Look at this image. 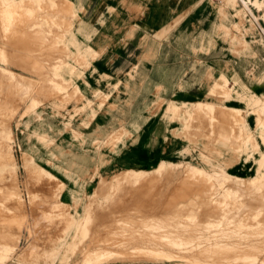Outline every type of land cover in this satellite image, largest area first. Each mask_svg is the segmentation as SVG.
Here are the masks:
<instances>
[{
  "label": "rangeland",
  "instance_id": "obj_1",
  "mask_svg": "<svg viewBox=\"0 0 264 264\" xmlns=\"http://www.w3.org/2000/svg\"><path fill=\"white\" fill-rule=\"evenodd\" d=\"M124 1L128 6L142 7L139 0ZM172 1L178 2L179 0ZM183 1L188 2L187 0ZM208 1L212 4L213 10L207 11L204 19L200 18L201 20L195 24L175 27L168 35L163 36L165 46L168 47L164 52L157 51V49L162 50L164 45L155 42L152 44L150 40L143 41L141 47L148 50L147 55L131 58V61L124 68L119 69L121 77L115 81V84L111 83V78H108V75L102 74L100 78L95 73L96 69L94 68H97V64L107 61V58L101 57V49L107 43H94L92 41L100 37V31L97 28L102 27L103 30L114 31L120 21L119 12L115 9L108 8L107 13L96 10L91 15L86 9L87 0L85 1V6L80 11L82 21L88 19L89 22H97L98 24L95 26L96 28L93 26L96 32L92 34L87 44L91 47L93 44H97L99 50L93 48L99 59L93 61L91 66L83 65L81 77H79V73H76L73 65H70L72 71L68 72L65 78L58 77L53 72L57 68L58 62L66 59L68 49L77 53V46L64 41L71 25L78 24L76 17L68 14L70 18H66L60 10L59 17H57L56 12L40 9L38 12L35 11L39 16L35 18L33 16L21 17V19L15 20L13 25H10L9 32L14 34L22 29L30 30L29 24L35 20L41 21L47 17L51 21V24L44 22L45 30H48L49 47H46L48 46L45 41L47 39L42 40L38 36L34 38V33L28 36L30 41L28 46L33 49L32 53L7 41L5 42L6 37H3L4 42L0 41L5 44L3 47L6 48L5 53L8 56V64L4 66L32 78H27V80L32 81L21 85L18 89H9L8 85L11 82L9 79L4 81L7 88L1 87L0 82V143L5 146L6 157L11 155L15 160V163L11 164L8 169L0 170L1 264L6 261L5 264H19L16 260L19 259L18 255L24 256L30 247L41 252L43 249L53 246V243L46 240V237L49 236L47 229L51 228L50 230L53 231L51 235L56 236L59 234L58 231L53 230L56 222L63 224L71 217L70 215H42L43 211L48 210L49 206L57 201L64 187L60 186L57 180H49L52 176L40 168H47L57 175L59 169L55 165L62 163L68 170L80 174L77 178L78 183L84 184L86 187L84 191L80 189L81 187H76V190H79L82 203H88L90 194L96 191L100 192L101 179L108 183L113 177L112 174L121 170L114 168L113 157L119 156L115 153L117 147L126 145V142L132 137L133 130L129 127L130 120L135 117L137 112L141 118H152L164 125L166 136L169 137L167 144L179 141L180 145L174 147L176 151L164 157L163 160L180 163V168L175 170L176 175L169 184L165 182L164 173L158 175L154 173L149 177L154 178L155 184L149 186L147 190L141 191L139 190L140 185L131 184L130 177L122 181L123 186L114 187L116 192L111 193L112 195L108 200L106 218L95 217V224L92 228L96 235L102 239H106L104 233L107 232L113 237L118 236L121 231V224L123 226L121 219H112V225L120 227L116 230L113 229V232L110 231L111 229H105L104 226L107 219L109 221L112 218V215L135 213L126 207L143 206L145 208L142 212L143 216L148 217L153 212L152 207L159 206L157 210H161L160 213L176 210L183 212L186 217H156V225L166 226H158L155 230L143 226L147 220L131 219L132 216L121 217L133 223L132 228L136 227V229L163 233L161 228H168L166 231L176 230L182 234L193 233L196 235H192L196 239L187 240V245L169 246L167 251L186 252L189 257L193 258L194 254L201 250L206 253V256L210 255L209 260L206 258L196 263L188 257L181 259V264L192 262H194L193 264H264V214H261L262 216L258 218V221L252 219L253 213L264 210V179L262 178L258 182L260 185L257 186L262 193H254V189L244 190L239 193L244 197V202L236 204L233 209H230L229 206L224 211L214 209V205H211V199H209L211 196L203 192V187L194 184L185 177L187 167L192 164L209 172L218 170L245 179L256 178L261 163L260 159L264 157L259 149L263 150V146H258L260 137L264 145L263 129L256 128L257 117L260 115L264 119V106H260L261 100H254L251 97L252 93L248 89L245 90L244 85L242 86L235 77L232 78L236 74L252 92L258 95L264 93V79L262 83L260 82L261 74L264 71V49L257 47L256 43H252V48L257 56L253 59L240 56V46L237 43L230 47L231 37H244L250 42L254 41L253 36L234 29L232 22L235 20V16L233 10L227 7L225 0ZM230 1V5L235 6L238 0ZM41 3L45 4V2ZM253 3L252 5L257 9H264V4L259 0H255ZM216 8L229 14L230 21L225 22L227 33H224L220 27L222 20L217 16ZM131 13L135 16H141L143 12L135 8ZM135 20L136 17H134L133 23L138 22ZM260 24L264 27L262 20ZM131 28L129 35L132 37L137 28ZM260 28L262 27L257 24L255 35H262L264 39L263 29ZM204 31L209 33L202 35L201 38L200 33ZM147 32L152 33L149 30ZM56 34L59 37L57 43L52 42V38ZM19 37L16 44L24 47L27 39L19 41ZM77 37L79 41H85V36L82 34H78ZM127 37H129L128 34ZM149 42L152 44L151 49L148 48ZM9 49L16 50L15 57L18 59L14 62L22 60L24 65L10 64ZM47 52L52 55L44 56ZM27 53L28 56L23 55ZM103 54H106V51ZM42 55L44 56L43 60ZM72 56L74 58L75 55L72 54ZM28 59L40 61L39 68L26 63ZM143 64H149L148 71L142 69ZM27 70L32 72L29 73ZM36 71L39 73H35ZM221 71L229 79L225 77L217 82ZM89 76L97 81L98 79H107L108 88L104 90L102 86L93 85ZM104 76L107 77L103 78ZM47 77L48 79H45ZM41 78L46 83L39 86L36 81L40 82ZM87 78L90 83L87 82ZM49 80L62 84L65 90L57 91L51 86L49 88ZM214 83L216 86L213 87V91H210L208 96L207 91ZM36 85L44 89L36 91V89L34 90ZM49 95L51 96L49 97ZM33 99L38 101V105L35 107L31 106ZM261 99H264V95ZM203 100L207 103V107L205 106L202 111V116L205 118H202V121H196V123L195 121L190 122L192 126L186 127L187 130H175L181 126L180 122L169 123V121H175L176 112L182 116H189L191 109L173 110L170 105L167 109L168 114L164 116L169 101L179 103L180 101L196 102ZM211 103L214 104L211 105ZM134 112L136 113L134 114ZM97 114L98 116L106 115L107 118L110 116L105 126L97 124ZM87 122L88 127H86ZM261 122L264 126V121ZM247 123L252 130L248 131ZM40 124V129L35 130L34 127ZM41 134L46 139L38 138ZM174 144L176 143L174 142ZM244 145H252L254 152H241L240 150ZM179 149L178 154L177 150ZM31 157L36 164L30 160ZM206 158L213 160L207 162ZM173 169L174 167H172ZM60 180L73 187L69 180L62 177ZM248 190L252 192L249 193ZM64 196L65 194L62 195L61 200L68 203L69 200ZM212 197L216 198L217 196ZM250 197H254L255 201ZM187 201L202 203L204 209H186ZM228 202L230 205L229 198ZM167 203L170 205L168 206ZM178 206L183 207L179 209ZM94 208L92 206L90 211L92 212ZM75 210L82 211L81 205L77 206L76 209L71 207L67 209L70 213H74ZM242 217L249 220L245 221L246 226L238 224V219ZM260 220L263 222H259ZM47 225L52 226L47 227ZM172 225L187 226L196 229V231L182 232L185 230L184 228L167 227ZM130 228L127 227L126 229L131 231ZM26 230H32L33 233L27 237ZM163 241L168 243L169 238ZM146 245L142 243L136 245L134 242L123 245V247ZM255 254L257 256H254ZM249 255H252V258ZM34 258V255L30 256L31 260ZM78 259L79 255L74 257L70 264H74V261L78 262ZM148 259L150 256L143 253L125 259L127 262L123 264H154ZM44 261L57 262L59 258L46 257ZM60 264H65V262L63 263L61 260ZM114 264L122 263L116 262Z\"/></svg>",
  "mask_w": 264,
  "mask_h": 264
},
{
  "label": "crops",
  "instance_id": "obj_2",
  "mask_svg": "<svg viewBox=\"0 0 264 264\" xmlns=\"http://www.w3.org/2000/svg\"><path fill=\"white\" fill-rule=\"evenodd\" d=\"M10 1H18V0H8ZM45 2L46 10L48 9V6L51 4H56L57 6H61L65 8L67 4L72 6L74 12L76 13V19L78 20L77 25H71L69 28V31L65 37V42H70L71 44L77 46V53L73 50L70 51V49L66 52V59L71 65L75 67L76 73H79L81 77L82 75V69L83 65H92L93 61H96L99 59L98 54L95 53V49L99 50L97 44H93V47H91L88 43V41L91 39L92 34L96 32V27L98 24L97 22H89L90 20L87 19V21L84 19L82 21L80 11L83 10L85 6L86 0H42ZM142 3V7L138 6H128L126 5V2L124 0H87L86 9L89 11V13L92 15L94 11L100 10L102 13H107L108 8H113L116 11L119 12L120 21L117 23L116 28L113 32H109L108 30H103L101 28H97L100 31V34L97 39H93L92 41L94 43H107L104 45L103 49H101V57L107 58V61L105 63L97 64L96 72L99 77L100 75H108V78H111V83L115 84V81H118L120 79L119 75V69L124 68L127 63H129L131 58L133 57H143L147 55L148 50L143 49L141 47V44L145 40H150L152 44L159 43L161 45H164L162 50H158L159 52H164L167 46H165V40L163 39V36L165 37L168 35V33L174 29L175 27H182L187 26L191 24L198 23L199 20L204 19L206 12L209 10H213V6L211 3H209L208 0H187L188 2H184L183 0H179L178 2L172 1V0H139ZM227 7L233 10V14L235 16V20L232 22L234 29H237L240 32L249 33L253 36L254 41H247L244 37L236 38L231 37V40L229 41L230 47L233 46L235 43H237L240 46V52L239 55L243 56L244 58H255L257 56L255 50L252 48V43H256L257 47H260L264 49V39L263 36H256V30H257V24H259L263 29L264 27L260 24V21L262 20L264 22V9L260 10L251 5L250 11L246 9L244 3L242 0L236 1L235 6L230 5V0H225ZM255 1V0H253ZM262 4H264V0H259ZM139 9L143 13L142 15H137L131 13L133 9ZM57 10V7L56 9ZM55 10H50L57 13V17H59V13ZM49 11V12H50ZM130 11V12H129ZM216 14L218 17L221 18L222 22L220 23V27L222 28L224 33H227V26L225 24L226 21H230V17L228 12L217 9L216 8ZM72 15V14H71ZM252 15V16H251ZM38 16V14H37ZM66 18H70L69 15L64 14ZM73 16V15H72ZM136 17V20L138 22L133 23V19ZM258 17V18H257ZM201 18V19H200ZM75 19V20H76ZM135 20V21H136ZM44 22L50 23L51 21L49 18L43 19ZM256 21V22H255ZM1 22V19H0ZM129 25H132L131 27L137 28L134 35L131 37L129 34L130 29H132ZM95 28H94V27ZM215 26V25H214ZM213 26V27H214ZM92 27V28H91ZM152 31L151 34H149L147 31ZM48 32V30H46ZM25 32V31H24ZM119 32V33H118ZM26 33V32H25ZM209 32H202L200 33V37L202 38V35H208ZM17 33L12 34L11 36L15 39L14 42L18 40L16 37ZM82 34L85 36V41H79L77 35ZM127 34L129 37H127ZM227 35V34H226ZM244 35V34H243ZM3 37H6V40L10 36H7L5 32L3 33V26L0 24V41L3 40ZM58 34L56 36L54 35L52 38V42L58 41ZM24 38H19V41H22ZM30 42L29 40H26V45ZM149 42L148 48L151 49V43ZM24 44V45H25ZM46 44L49 47L50 44L48 43V39L46 40ZM110 44V45H108ZM53 45V43H51ZM107 45V46H106ZM27 46H25L26 48ZM26 50V49H25ZM106 51V54H103V52ZM9 57L11 59L10 64L13 65H24L22 63V60H19L18 62H14L17 57L16 50L9 49L8 51ZM76 53V54H75ZM74 54V58L72 56ZM51 53L47 52L44 56H50ZM42 55V60L44 58ZM58 59V58H56ZM264 59V58H263ZM13 61V62H12ZM54 63V62H52ZM86 66V67H89ZM149 64H143V68L145 71H148ZM104 69V70H103ZM151 69V68H150ZM143 70V71H144ZM12 71V70H11ZM126 71V70H125ZM14 73H17L13 71ZM27 72L31 73V71L27 70ZM19 74V73H17ZM147 74V73H146ZM22 75V74H20ZM222 75L226 74L221 71L219 79L217 82H219ZM78 77V78H79ZM90 77V76H89ZM88 77V78H89ZM107 76H104L103 78H106ZM149 78V76H146ZM227 77V76H226ZM240 82V84L245 85L238 75H234L232 78H234ZM87 78V82H88ZM90 81L93 85L102 86L103 89L108 88L107 79H98L95 80L94 78L90 77ZM228 78V77H227ZM45 79H48L45 78ZM229 79V78H228ZM264 79V71L261 74L260 82L262 83V80ZM36 81V79H34ZM113 81V82H112ZM216 82V83H217ZM232 82V81H231ZM37 85L41 86L42 84L46 83L44 82V79L41 78V81H36ZM90 83V82H88ZM87 83V85H88ZM214 83L207 91V95L209 96V92L211 89L216 85ZM232 84H234L232 82ZM90 85V84H89ZM246 86V85H245ZM248 91L250 93L252 92L248 86ZM48 89V87H46ZM239 90H241L239 88ZM245 90H247L245 88ZM98 89L96 90V92ZM95 92V94H96ZM256 94V93H254ZM114 93L112 94V96ZM259 99L261 100L260 106L264 104V101L261 99L263 98L264 93L256 94ZM111 96V97H112ZM85 97V95H84ZM36 99H33V101ZM37 101V100H36ZM207 101V100H206ZM263 102V103H262ZM205 103L203 101H196V102H185L180 101H169L164 112V116H166L167 109L171 104H174L180 108H189L192 109L197 104ZM209 103V102H208ZM214 104V103H211ZM100 113V112H99ZM136 112H134L135 114ZM133 116V115H132ZM181 117V118H180ZM179 121L181 126L175 130H187L186 129V122H187V116H180ZM110 119V116L107 118L106 115H99L97 114V124L100 126H105V123ZM128 120V119H127ZM261 121H264V119L259 115L257 117V126ZM176 121H169V123H174ZM167 124V123H166ZM49 125V124H48ZM89 124L87 122L88 127ZM41 127L40 125H37L34 127L35 130H39ZM133 130L132 137L126 142V145H120L117 147V150L115 151L116 154L119 156H114V168L121 169L120 171L112 174V179L106 183L105 180L101 179L100 183V192L96 191L90 194L88 203H82V200L80 198L79 190H76V187H81L80 189L84 191L85 185L78 183V177L80 174H77L75 172H72L68 170L64 164L61 163V165H55L56 168H58L57 175H55L52 171L48 170L47 168L41 167L40 169L43 171H46L49 173L52 178H49V180H57L60 184V186L64 187L61 194L59 195L56 202L52 203L49 206V209L46 211H43L44 215H58V216H64V215H70V219L66 221V223H58L54 225L53 230L58 231L59 234L56 236H52L51 233L53 232L50 229H47V233L49 236L46 237V240L53 243V246L50 248L43 249L41 252L35 249L34 247L28 248V250L25 252V255L19 254V259H16L19 264H60V261L65 264H70L74 257L79 255L78 262L74 261V264H86L87 261H96V256H93L94 254L98 253L100 256L101 253H106L111 256L109 259L98 263V264H114L116 262H121L122 264L124 262H127L125 259H129L132 256H139V253L141 251H149L151 253H145L148 256H150V259L148 261L154 262V264H181V259H186L189 256L186 252H168L167 249L169 246H182L187 245V240H193L194 238L193 233L188 234H182L179 231L176 230H168V228H161L163 230V233L154 232V231H147V230H141L132 228L134 226L133 223H129L127 226H122L121 228L117 226H113L111 221L113 218H117V220L123 221L124 217H131V219L144 221L147 220V222L143 223V226L145 228H152L157 229L158 226H166V225H160L155 224V218L156 217H166L168 218H177V217H186V215H183L184 213L181 211H166L165 213H160L161 210H155L153 209L152 214L150 216L145 217L143 216V210L145 208L142 207H126L129 208L131 211L135 213L127 214L125 215H119L115 214L112 215V218L107 219V222L105 223V229H111L110 231L113 232V229L116 230L118 228L121 229L120 234L116 237H113L112 235H109L108 232L104 233L106 239L100 238L99 235H96V233L93 231V224H95V217L99 218H106V209H107V203L110 199L111 193L114 194L116 192V186L118 185H124L122 181L125 179H128L130 177L131 184H138L141 186L139 190H147L149 186H154V178L149 177L151 174H154L155 171L161 166V163L165 160H163L164 157L174 153L176 150H174L175 146L180 145L179 141L176 142V144H167L169 137L166 136V129L162 123H160L158 120H153L152 118H141L139 117V113L137 112L135 114V117L131 118L130 120V126ZM246 127L249 130H252L251 126L247 123ZM255 128V130H256ZM137 132V133H135ZM38 134V133H35ZM42 134L38 136L41 140L46 139L44 138ZM29 138V136H28ZM49 141V140H48ZM131 141H133L131 143ZM259 146H263L262 139L260 137L259 140ZM260 149V153L264 154V149ZM179 150H177V153L179 154ZM244 152H254L252 145H244ZM30 160L34 162L33 157L30 158ZM168 163H173L166 161ZM173 164H179V163H173ZM155 166V167H154ZM256 166V165H255ZM134 170V171H133ZM123 171V172H122ZM151 171V172H150ZM256 171V167H255ZM134 173V174H133ZM60 177L63 179L69 180L70 183H72L73 187H70L68 184H65L62 180H60ZM136 178V179H134ZM48 179V178H47ZM118 179V180H117ZM247 179V178H246ZM40 180V179H39ZM135 180V181H134ZM114 184V185H113ZM81 185V186H80ZM138 190V191H139ZM65 194V198L69 200L68 203H65L61 200L62 195ZM53 198V197H51ZM136 199V198H134ZM134 202H136L134 200ZM81 205L82 211H74V213H70L67 211L68 208L76 209L77 206ZM94 206V210L91 212V208ZM140 208V209H139ZM95 212V214H94ZM149 215V214H148ZM122 216V217H121ZM134 216V217H133ZM91 220V221H90ZM134 220V222H135ZM161 223V221H160ZM163 223V222H162ZM52 225H47V227ZM155 226V228H154ZM46 227V228H47ZM127 227H131V231L129 229H126ZM167 227H181L185 230L182 232L192 231L196 229H193L191 227L187 226H181V225H172ZM129 233H126L128 232ZM27 237L30 233H33L32 230H26L25 231ZM124 233V234H122ZM181 233V234H180ZM115 234V232H114ZM168 235V236H164ZM189 237H188V236ZM169 238L168 243L163 241L164 239ZM163 239V240H162ZM136 242V245L138 243L147 244L146 246H131V247H123V245H128L131 243ZM20 243H21V237H20ZM197 243H195L196 245ZM201 244V243H200ZM90 245V246H89ZM167 245V246H166ZM152 250V251H151ZM154 251L162 252L165 257L162 258H155ZM129 252V253H128ZM206 253H203L201 250L196 252L194 254V257H189L192 260H194L196 263L201 262L203 259L210 258V255H205ZM34 255V259L31 260L30 256L32 257ZM193 255V254H191ZM215 255V254H214ZM56 257L59 258V261L54 262H45L44 259L46 257ZM173 257L174 259H168L167 257ZM213 256V255H212ZM211 256V258H213ZM42 260V261H41ZM7 262V261H6ZM5 262V263H6ZM4 263V264H5ZM194 262L190 263L193 264Z\"/></svg>",
  "mask_w": 264,
  "mask_h": 264
},
{
  "label": "bare ground",
  "instance_id": "obj_3",
  "mask_svg": "<svg viewBox=\"0 0 264 264\" xmlns=\"http://www.w3.org/2000/svg\"><path fill=\"white\" fill-rule=\"evenodd\" d=\"M43 2L42 0H18V1H10L8 2V0H0V19H1V22L0 24L3 26V33L5 32V34L7 36H10L7 40L8 43H11L15 46H18L20 49L21 48H24L26 49V51L29 50L30 53L33 52V49L30 48L27 45H24L21 46L20 44H16L15 41V37L13 38L11 35H12V32H9L10 31V25H13L15 20L17 21L18 19H21V17H25V16H33L34 18L37 17V13H35V11H40V9L42 11H46V7H45V4L41 3ZM242 2L244 3L246 9H250L251 5L254 4L253 3V0H242ZM40 5V6H39ZM57 7V10L58 13H59V10L60 12H63L64 14L66 15H70L72 14L73 17H77L76 16V13L74 12L72 6H70L69 4H67V6L65 8L61 7V6H57L56 4H50L48 6V11L50 10H55ZM250 11V10H249ZM35 13V14H34ZM39 16V15H38ZM252 16V15H251ZM264 17V16H263ZM39 18V17H38ZM258 18V17H257ZM39 20V19H38ZM256 22V21H255ZM24 24H26L24 22ZM30 25V30L26 29H22L18 32H16V37L18 38V36L20 37H25L24 39H27L28 40V36L31 35V34H35L34 38L36 36H38L40 39L44 40V39H49V36H48V32L45 30V27H44V21L43 19L41 21H37L35 20L33 23L29 24ZM28 25V27H29ZM26 32H24V31ZM40 34V35H37V34ZM22 35V36H21ZM19 37V38H20ZM46 41V40H45ZM2 42H4V40H2ZM6 42V41H5ZM3 45H5L4 43H1L0 42V63H2L0 65V82H1V87H6L5 85V80L6 79H9L10 84L8 85L9 89H18L21 85L23 84H26V83H29L31 82L32 80H27L28 79H32V78H29V77H26L25 75H18L16 73H14L13 71H11L10 69L7 68V66H4V65H7L8 64V56L6 55L5 53V50L6 48L3 47ZM25 46H27L25 48ZM7 51V50H6ZM23 55H26L28 56V53L27 54H23ZM28 63L29 65L31 66H36L39 68L40 66V61H30V59H28V61L26 62ZM71 64L67 61V60H61V62H58L57 64V68H55L53 70V72L55 73V75H57L58 77H63L65 78L66 77V74L68 72H71L72 71V66H70ZM39 70V69H38ZM32 72V71H31ZM35 73H39V71H36ZM54 77V76H53ZM226 76L225 75H222L220 80H223V78H225ZM15 79H16V83H15ZM227 79V78H226ZM225 79V80H226ZM8 82V81H7ZM55 81H51L49 80V88L50 86L54 89V90H65V87L60 84V83H54ZM13 83V84H12ZM53 83V84H52ZM216 86V85H215ZM244 87L246 89H248L245 85ZM7 88V87H6ZM22 88V87H21ZM36 89V91L38 90H41V89H44V88H41V87H38L36 85V87L34 86V90ZM7 90V89H6ZM33 90V91H34ZM28 91V90H27ZM213 91V88L212 90ZM11 92V91H10ZM245 95V94H244ZM51 95H49L50 97ZM242 97H244L242 95ZM251 97L254 99V100H259V97L252 93ZM246 100V99H245ZM256 100V101H257ZM264 100V99H263ZM3 101V100H2ZM4 102V101H3ZM33 103H31V106L32 107H35L36 105H38V101H32ZM254 102V101H253ZM263 103V102H262ZM207 105V103H200V104H197L195 107H193L191 109V114L189 116H187V122H186V127H190L192 126L190 124V122L192 121H202V111L204 109V107ZM212 105V104H211ZM264 106V104H263ZM207 107V106H206ZM171 109H175V110H179L180 111V107L178 106H175L174 104H171L170 106ZM211 108V107H210ZM264 108V107H263ZM183 109V108H182ZM238 109V108H237ZM240 110V109H239ZM234 111H236V109H234ZM174 112V111H173ZM181 115L179 114V112H176V116L174 118L175 121H179V119L181 118L180 117ZM180 117V118H179ZM205 118V117H204ZM203 118V119H204ZM225 120V119H224ZM258 127L262 128L263 129V137H264V126L262 125V122L259 123ZM8 137V136H7ZM255 142V141H254ZM258 144V143H257ZM243 146V145H242ZM259 146V145H258ZM260 147V146H259ZM244 147L241 148V152H243ZM264 155V154H263ZM205 158V157H204ZM213 160V159H212ZM210 158H206V161L207 162H211L212 161ZM260 167H259V170H258V175L256 178H249V179H245V178H241V177H237V176H233V175H230L228 173H225L224 172H220L218 170H213V171H207L205 170L204 168L202 167H197L195 165H189L185 171V177L186 179H190L191 182H193L194 184H198L199 186L201 185L203 187V192L206 194V195H210L211 197H209V199H211V205H214V209H222V210H226L229 208L230 206V209H233V207L238 204V203H242V201L244 200L243 196L240 195L239 193L243 192L244 190H247V189H254V193L257 192V194L259 193H262V191L260 190V188H258L257 186L260 185L258 182L261 181V179L263 178L264 179V157H262L260 159ZM15 163V160L13 158V156H9V157H6L5 155V146L3 143H0V170H4V169H8V167H10L11 164H14ZM182 166V165H181ZM13 167V166H12ZM172 167H174V169L172 170ZM180 168V163L179 164H173V163H168L166 161H163L161 163V166L156 170V175L158 174H163L164 173V178H165V182L169 184L170 180H172V178L175 177L176 175V172L175 170ZM258 168V167H257ZM134 171V170H133ZM123 172V171H122ZM151 172V171H150ZM134 174V173H133ZM43 175V173H42ZM118 180V179H117ZM217 181V182H214V181ZM258 183V184H257ZM257 184V185H256ZM114 185V184H113ZM261 187V186H260ZM248 190V191H249ZM252 192V191H251ZM249 191V193H251ZM248 193V192H247ZM218 195H221L218 197ZM245 195V194H244ZM212 196H217L216 198H213ZM250 196V195H249ZM256 196V195H255ZM260 196V195H259ZM246 197V196H245ZM228 198L230 199V205H229V202H228ZM250 199L254 200V197H250ZM259 199V198H257ZM256 199V200H257ZM255 201V200H254ZM244 202V201H243ZM184 203V202H183ZM249 204V203H248ZM167 205L169 206L170 203H167ZM245 205V204H244ZM243 205V206H244ZM171 207V206H170ZM183 206H178V208H182ZM247 207V206H246ZM244 207V209L246 208ZM157 208H159V206H155L153 207V209L157 210ZM186 209H190V210H199V209H204L202 207V203H199V202H196V201H187V205H186ZM247 209V208H246ZM240 211V210H239ZM261 211H264V210H260V211H257L255 213H253L252 215V219H255V221H258V218L260 216H262L261 214H264V212L262 213ZM231 217V216H230ZM250 217V216H249ZM218 218V217H217ZM245 218V217H244ZM251 218V217H250ZM129 220V219H127ZM248 220V219H247ZM246 219H243L242 218H239L238 219V224L242 225V226H246V222H247ZM251 220V219H250ZM91 221V220H90ZM229 221V220H228ZM235 221V220H234ZM233 221V222H234ZM246 221V222H245ZM249 221V220H248ZM254 221V220H253ZM254 221V223H255ZM262 220H260L259 222H261ZM210 222V221H209ZM263 222V221H262ZM130 222L129 221H126V220H123V226H126L128 225ZM206 223V221H205ZM249 223V222H248ZM251 223V222H250ZM257 223V222H256ZM264 223V222H263ZM211 224V223H210ZM229 225V224H228ZM255 225V224H254ZM258 225V224H257ZM231 226V225H229ZM211 228V227H210ZM214 230V229H213ZM213 230H212V233H213ZM245 232V231H244ZM210 235V233H209ZM196 236V235H194ZM228 239V238H227ZM220 240V239H219ZM197 241V240H196ZM229 241V240H228ZM191 242V241H190ZM201 243V242H200ZM199 244V243H198ZM219 244V243H218ZM254 244V243H253ZM260 244V243H259ZM197 245V244H196ZM210 245V244H209ZM213 245V244H212ZM229 245V244H228ZM235 245V244H234ZM199 246V245H198ZM202 246V245H201ZM219 246V245H218ZM230 246V245H229ZM256 246V244H255ZM236 247V245H235ZM240 248V247H239ZM256 248V247H254ZM11 249V248H10ZM258 249V248H257ZM255 249V250H257ZM237 250V249H236ZM152 251V250H151ZM215 251V250H214ZM149 251H141L139 253H148ZM151 253V252H149ZM176 253V252H175ZM260 253H262L260 251ZM177 254V253H176ZM259 254V252H258ZM253 255V254H252ZM252 255H249L250 257ZM93 256H96V261H87L86 264H98V263H101L107 259H109L111 256H109V254H106V253H101V255L99 256L98 253H96V255H93ZM155 258H162V257H165L164 254H162V252H158V251H154V255ZM254 256H257L256 254ZM253 256V257H254ZM167 257V256H166ZM168 259H174L173 257H167ZM252 258V257H251ZM258 258V257H257ZM256 258V259H257ZM248 260V259H247ZM259 260V259H258ZM204 262V261H203ZM1 264V263H0Z\"/></svg>",
  "mask_w": 264,
  "mask_h": 264
}]
</instances>
